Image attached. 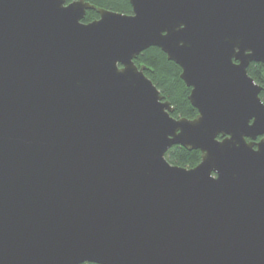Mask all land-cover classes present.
Instances as JSON below:
<instances>
[{
  "label": "water",
  "instance_id": "water-1",
  "mask_svg": "<svg viewBox=\"0 0 264 264\" xmlns=\"http://www.w3.org/2000/svg\"><path fill=\"white\" fill-rule=\"evenodd\" d=\"M129 1L0 0V264H264L247 72L264 64V0ZM151 46L180 66L194 118L134 62ZM173 145L199 163L171 164Z\"/></svg>",
  "mask_w": 264,
  "mask_h": 264
},
{
  "label": "trees",
  "instance_id": "trees-1",
  "mask_svg": "<svg viewBox=\"0 0 264 264\" xmlns=\"http://www.w3.org/2000/svg\"><path fill=\"white\" fill-rule=\"evenodd\" d=\"M67 2L71 0H66ZM97 7L118 11L126 14L132 12L129 0H86ZM98 17L95 10H87L83 18L84 22L91 21ZM138 65H144L145 75L151 79L156 87L168 99L174 107L171 113L174 117L194 118L197 109L194 108L189 99L190 87H187L180 78L181 68L175 62L167 59L166 54L158 47L151 46L140 52L134 59ZM248 74L262 87L260 97L264 102V64L251 62L247 67ZM260 137H257L259 140ZM165 158L178 166L191 168L197 165L201 158L198 149H186L180 145H173L166 153ZM95 264V263H82Z\"/></svg>",
  "mask_w": 264,
  "mask_h": 264
}]
</instances>
